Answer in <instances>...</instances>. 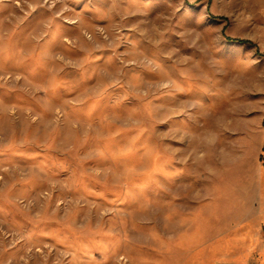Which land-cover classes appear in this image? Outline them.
Masks as SVG:
<instances>
[{
    "label": "rangeland",
    "instance_id": "1",
    "mask_svg": "<svg viewBox=\"0 0 264 264\" xmlns=\"http://www.w3.org/2000/svg\"><path fill=\"white\" fill-rule=\"evenodd\" d=\"M0 264H264V0H0Z\"/></svg>",
    "mask_w": 264,
    "mask_h": 264
},
{
    "label": "trees",
    "instance_id": "2",
    "mask_svg": "<svg viewBox=\"0 0 264 264\" xmlns=\"http://www.w3.org/2000/svg\"><path fill=\"white\" fill-rule=\"evenodd\" d=\"M243 41H245V40H243Z\"/></svg>",
    "mask_w": 264,
    "mask_h": 264
}]
</instances>
